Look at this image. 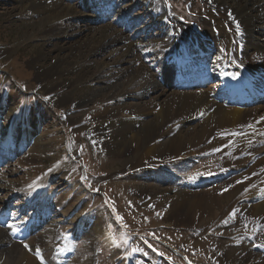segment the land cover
<instances>
[{"label":"rangeland","instance_id":"1","mask_svg":"<svg viewBox=\"0 0 264 264\" xmlns=\"http://www.w3.org/2000/svg\"><path fill=\"white\" fill-rule=\"evenodd\" d=\"M55 2L75 4L91 15L60 19L48 11L47 22L43 11L52 10ZM164 2L188 29L205 30L196 17L198 2L193 6L189 0ZM108 4L115 7L105 17L102 7ZM142 6H147L144 0H0V223L7 220L0 226L5 232L0 234V264L15 244L28 252L30 241L33 252L28 253L38 264H62L71 253L67 264H224L222 257L227 260L235 254L233 245L242 236H254L255 227L233 229L225 222L194 237L192 229L172 218V200L162 202L154 194L179 182L177 176L166 178L180 158L150 166L154 175L138 173L131 179L122 170L141 158L125 155L115 161L103 144L108 125L98 128L93 117L102 108L99 91L114 79H96L99 64L91 61L93 57L87 59L82 41L74 42L68 35L75 30L89 33V26L94 29L103 19L117 23L120 9L130 11V20L145 13ZM154 37L158 42L150 45ZM165 37L162 24H156L145 42V49L150 46L149 62L161 56L164 47L159 42ZM222 43L218 40L217 46ZM246 49V55L253 51L249 44ZM101 51L103 59L106 47ZM213 51L211 60L217 55ZM159 66L155 67L161 71ZM68 117L74 122L68 123ZM73 144L75 158L68 153ZM216 164L211 158L185 165V174L192 179L207 177L217 171ZM97 223L100 231L94 230ZM21 261L27 264L26 257Z\"/></svg>","mask_w":264,"mask_h":264},{"label":"bare ground","instance_id":"2","mask_svg":"<svg viewBox=\"0 0 264 264\" xmlns=\"http://www.w3.org/2000/svg\"><path fill=\"white\" fill-rule=\"evenodd\" d=\"M145 2L147 6H142L145 13L134 15L130 20V11L120 9L117 23L103 19L105 22L97 28L89 26V33L75 30L68 35L74 42L82 41L87 59L90 61L93 57L91 61L99 64L94 74L96 79H114L110 86L99 91L104 97L102 108L93 117L98 121V128L108 125L103 144L115 161L125 155L141 158L122 170L131 179L138 173L154 175L150 166L180 158L177 169L166 178L177 176L179 182L163 193H154L162 197V202L172 200V218L192 229L194 237L221 228L225 222L233 229L255 227L254 236L243 234L233 245L237 248L235 254L227 260L222 257V261L224 264H264V101L257 98L254 104H248L256 92L247 89L244 76L240 94L230 93L226 79L229 73L242 75V69L248 70L255 76L256 84L264 87V0H189L191 6L199 3L196 17L204 26L203 31L188 29L175 19L171 5H166L164 0ZM61 3L51 5L52 10L47 7L43 13L52 11L60 19L69 16L76 20L91 15L80 12L75 4L65 7ZM114 4L102 7L105 17ZM48 19L50 22V16ZM156 24H162L167 38L159 42L164 47L159 59L149 62L150 46L145 49V42L152 38ZM253 38L255 42H251ZM218 40L224 46H217ZM156 42L154 37L150 45ZM248 44L253 51L246 55ZM105 47L107 53L102 59L99 55ZM213 50L217 55L211 60ZM196 57L199 61L194 63ZM157 63L161 71L156 68ZM203 83L211 86L202 87ZM117 101L119 106L111 107ZM40 141L36 140L38 146L42 144ZM68 153L72 158L77 156L74 144ZM211 158L218 165L214 174L193 179L186 176L185 165ZM170 194L175 199L166 198ZM99 228L102 225L97 223L94 230ZM249 231L252 230L244 232ZM0 234H5L1 228ZM26 250L13 245L4 264H21L25 257L27 264H38L30 254L33 252L31 241L30 253Z\"/></svg>","mask_w":264,"mask_h":264},{"label":"snow or ice","instance_id":"3","mask_svg":"<svg viewBox=\"0 0 264 264\" xmlns=\"http://www.w3.org/2000/svg\"><path fill=\"white\" fill-rule=\"evenodd\" d=\"M237 30H239V25H237ZM118 219H122V218H119V217H118ZM42 264H43V262H42Z\"/></svg>","mask_w":264,"mask_h":264}]
</instances>
